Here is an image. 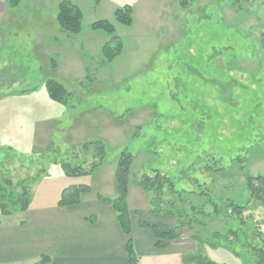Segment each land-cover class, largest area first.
I'll use <instances>...</instances> for the list:
<instances>
[{
  "label": "rangeland",
  "instance_id": "1",
  "mask_svg": "<svg viewBox=\"0 0 264 264\" xmlns=\"http://www.w3.org/2000/svg\"><path fill=\"white\" fill-rule=\"evenodd\" d=\"M59 1L24 0L17 15L35 18L36 25L24 22L16 34L9 24L0 38L7 44L0 52V138L8 137L5 141L23 155V161L6 163L16 187L23 178L36 177L33 209L57 207L62 190L73 183L92 187L89 196L115 197L124 148L135 154L132 209L150 197L135 177L152 167L174 177L203 151L225 165L246 155L251 161L246 171L264 174V0L234 5L232 0H194L187 7L180 0H73L84 11L80 33L61 30L53 17ZM127 3L134 7L131 26L115 19V10ZM102 19L115 24L125 43L110 63L102 62V46L110 37L91 26ZM50 57L59 65L55 71ZM10 67L24 84L17 80L8 89ZM50 77L73 92L67 106L49 97L45 81ZM98 139L106 148L102 166L84 177L65 176L61 162L75 164V155L85 157L82 144ZM156 139L163 140V150L152 156ZM96 152L92 146L85 169L99 160ZM234 174L232 187L230 175L208 174L193 164L176 185L194 189L199 178L214 189L216 199L232 194L244 202L239 190L244 175ZM251 207L245 216L264 232V205L255 201ZM204 250L220 263L242 264L228 251Z\"/></svg>",
  "mask_w": 264,
  "mask_h": 264
},
{
  "label": "trees",
  "instance_id": "2",
  "mask_svg": "<svg viewBox=\"0 0 264 264\" xmlns=\"http://www.w3.org/2000/svg\"><path fill=\"white\" fill-rule=\"evenodd\" d=\"M24 0H6L7 8L15 11ZM100 1V0H97ZM194 0H180L183 7L189 6ZM238 0H232L236 4ZM115 19L118 23L131 26L134 23V7L127 3L115 10ZM84 11L82 7L73 0H61L58 5L57 23L63 32L80 33L83 30ZM93 29L103 30L110 37L102 46V59L105 62H114L125 48L123 38L117 34V28L108 19L95 21L91 24ZM54 71L57 70L56 61L52 65ZM8 68V67H7ZM10 67L6 74L11 80L8 86L20 78ZM90 80V75H87ZM23 78V77H22ZM49 97L62 105L67 106L73 96V92L68 90L65 84L56 78L50 77L45 81ZM120 117V116H118ZM197 120V119H195ZM192 124L191 120H188ZM141 126L138 127V130ZM135 136H140L137 131ZM185 135V134H184ZM157 138V137H156ZM177 139L176 137L174 140ZM5 140H9L6 137ZM0 138V214L2 216H13L18 213L27 212L32 207L31 183L36 181V177L23 178L19 182L20 188L16 187L11 177V170L6 163L12 165L18 158L23 161V155L14 145ZM151 140L146 144L147 151L150 150ZM179 141V140H178ZM163 140L152 141L155 145L153 154L161 153ZM94 146L97 149L96 156L99 160H94L89 169L83 167L87 162V153ZM81 152L85 157L77 160L75 164L69 161H62V170L67 177L80 178L87 176L99 169L106 157V148L102 140L84 142ZM198 155L196 161L187 167L179 170L177 175L171 176L168 171L160 168H147L140 178L135 177V183L145 191L150 193L149 211L152 214L171 216L175 218L176 224L169 230H161L155 225L145 222L140 223L142 228H151L157 238L156 246L163 248L164 241L174 240L178 237L179 230L186 229L190 238L195 242L196 248L184 254V264H229L220 263L211 259L204 252L206 247L212 250H225L232 253L241 260L242 264H264V232L256 225L251 216H245L251 210L252 203L258 201L264 205V174L252 175L247 172L250 159L246 155L236 156L231 160L230 165H225L220 157L214 153L203 151ZM156 155H154L155 157ZM157 157V156H156ZM135 154L132 150L124 148L118 157L116 168V195L113 198L104 197L97 193V197L107 201L117 214V219L122 232L128 237L126 252L128 264H140L132 234V218L128 205L129 183L132 174V167ZM197 164L205 172L212 175H230L228 184L233 187L235 181L234 171L243 174L245 180L239 187L240 193L246 200L239 201L232 194L216 199V193L206 181L195 179L194 189L178 188L176 181L189 173L190 167ZM236 173V172H235ZM232 181V183H231ZM92 193V187L86 183H73L62 190L61 198L57 205L65 208L83 202L86 195ZM218 198V197H217ZM50 257L42 256L35 264H49Z\"/></svg>",
  "mask_w": 264,
  "mask_h": 264
},
{
  "label": "crops",
  "instance_id": "3",
  "mask_svg": "<svg viewBox=\"0 0 264 264\" xmlns=\"http://www.w3.org/2000/svg\"><path fill=\"white\" fill-rule=\"evenodd\" d=\"M58 4L57 12L56 9L53 12L56 21ZM0 11V38L8 32L4 27L9 24L10 31L16 34L21 33L19 26L24 22L28 26L36 25L35 18L20 19L18 11L9 10L6 2L0 1ZM5 45L0 42V52ZM51 57L52 67L56 59ZM18 81L24 84V77ZM149 199L146 198L147 203L142 207L130 208L131 237L140 264H184V254L195 249V242L186 229L179 230L176 239L164 241L160 249L153 230L140 227L145 222L169 230L176 224L174 217L150 213L146 208ZM127 241L111 204L93 195H86L82 203L65 208L31 207L13 216L0 214V264H35L46 255L50 257L49 264H128Z\"/></svg>",
  "mask_w": 264,
  "mask_h": 264
}]
</instances>
